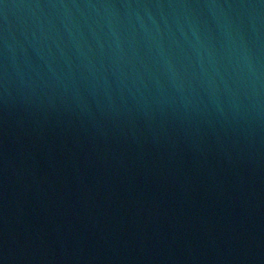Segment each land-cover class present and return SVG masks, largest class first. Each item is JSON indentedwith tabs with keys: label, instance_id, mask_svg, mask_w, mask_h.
<instances>
[{
	"label": "water",
	"instance_id": "95a60500",
	"mask_svg": "<svg viewBox=\"0 0 264 264\" xmlns=\"http://www.w3.org/2000/svg\"><path fill=\"white\" fill-rule=\"evenodd\" d=\"M0 264H264V0H0Z\"/></svg>",
	"mask_w": 264,
	"mask_h": 264
}]
</instances>
